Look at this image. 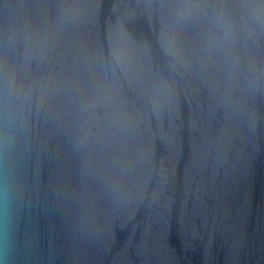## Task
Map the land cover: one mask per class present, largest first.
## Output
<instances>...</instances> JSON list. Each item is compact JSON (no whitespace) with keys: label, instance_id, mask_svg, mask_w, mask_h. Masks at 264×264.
I'll list each match as a JSON object with an SVG mask.
<instances>
[{"label":"water","instance_id":"1","mask_svg":"<svg viewBox=\"0 0 264 264\" xmlns=\"http://www.w3.org/2000/svg\"><path fill=\"white\" fill-rule=\"evenodd\" d=\"M0 264H264V0H0Z\"/></svg>","mask_w":264,"mask_h":264}]
</instances>
